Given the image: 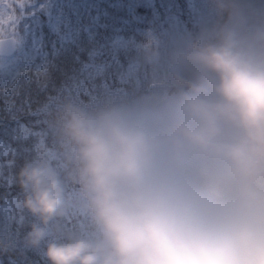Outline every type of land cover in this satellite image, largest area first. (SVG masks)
<instances>
[{
    "label": "clouds",
    "instance_id": "obj_1",
    "mask_svg": "<svg viewBox=\"0 0 264 264\" xmlns=\"http://www.w3.org/2000/svg\"><path fill=\"white\" fill-rule=\"evenodd\" d=\"M211 3L162 86L55 102L60 171L38 155L17 174L47 264H264V8ZM65 180L86 235L56 223Z\"/></svg>",
    "mask_w": 264,
    "mask_h": 264
},
{
    "label": "trees",
    "instance_id": "obj_2",
    "mask_svg": "<svg viewBox=\"0 0 264 264\" xmlns=\"http://www.w3.org/2000/svg\"><path fill=\"white\" fill-rule=\"evenodd\" d=\"M56 1L59 12H55V5L50 9L45 0L0 3L2 23L9 32L23 37L30 47V56L20 71L0 89V237L13 242L12 247L0 251V264H47L40 249L24 246L25 234L37 221L20 207L23 193L17 174L38 155L60 171L58 141L50 127L55 102L71 98L88 103L106 98L99 93L101 78H94L90 70L117 57V69L123 72L130 56V51L121 50L115 56L108 45L113 31L122 25L118 21L123 18L118 16L120 8L93 1L87 5L86 13L78 15L77 21L68 19L81 27L68 30L66 18L71 15L66 14L65 0ZM250 6L264 8V0H250ZM84 22L94 28L95 35L88 34ZM140 91L137 88L135 94ZM63 201L72 225L81 210L76 188L67 180Z\"/></svg>",
    "mask_w": 264,
    "mask_h": 264
},
{
    "label": "rangeland",
    "instance_id": "obj_3",
    "mask_svg": "<svg viewBox=\"0 0 264 264\" xmlns=\"http://www.w3.org/2000/svg\"><path fill=\"white\" fill-rule=\"evenodd\" d=\"M45 1L50 9L55 5V12H59L56 0ZM93 1L121 9L118 16L123 18L118 21L122 25L113 31L108 45L115 56L120 50L123 53L130 51L123 72L117 69V57L109 63L94 65L90 70L94 78H101L99 93L107 97L117 92L135 94L137 88L142 93L162 86L167 79L170 53L187 37L209 25L215 16L211 0H65L66 14L71 15L66 18L68 30L81 27V24L71 23L68 19L77 21L78 15L86 13L87 5ZM82 24L86 26L89 35H95L91 25L87 22ZM8 29L0 23V37H5ZM154 54L156 58H153ZM26 57L28 50L22 45L12 56L0 58V88L16 76ZM65 206L64 203L63 208ZM56 223L65 231L74 229L78 234L88 233L82 212L71 225L70 217L66 216L64 210V215Z\"/></svg>",
    "mask_w": 264,
    "mask_h": 264
},
{
    "label": "water",
    "instance_id": "obj_4",
    "mask_svg": "<svg viewBox=\"0 0 264 264\" xmlns=\"http://www.w3.org/2000/svg\"><path fill=\"white\" fill-rule=\"evenodd\" d=\"M14 50H15V39L13 37L0 39V54L9 55Z\"/></svg>",
    "mask_w": 264,
    "mask_h": 264
}]
</instances>
